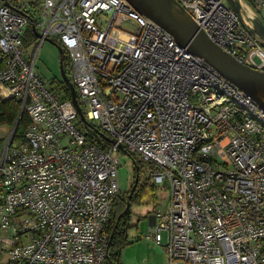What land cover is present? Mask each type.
<instances>
[{"label":"built area","instance_id":"1","mask_svg":"<svg viewBox=\"0 0 264 264\" xmlns=\"http://www.w3.org/2000/svg\"><path fill=\"white\" fill-rule=\"evenodd\" d=\"M176 1L213 43L240 63L255 55L264 72V42L223 0ZM14 8L0 2V99L15 98L28 123L0 145V256L105 264L122 145L165 183L167 206L145 237L167 264H264V109L127 0ZM31 21L40 36L24 46ZM50 38L64 50L84 117L114 140L107 149L39 75Z\"/></svg>","mask_w":264,"mask_h":264},{"label":"water","instance_id":"2","mask_svg":"<svg viewBox=\"0 0 264 264\" xmlns=\"http://www.w3.org/2000/svg\"><path fill=\"white\" fill-rule=\"evenodd\" d=\"M2 1L5 5L9 6L15 11H18L7 0ZM127 1L139 14L151 19L171 33L176 42L181 47H184L188 52L203 58L222 76L233 82L255 103L264 109V72L247 64L238 62L233 56L213 43L176 0ZM226 1L238 15L240 21L244 24L248 32L264 42V22L260 19V17L253 12V16L251 18L248 19L245 17V14L243 13V5H245L243 0ZM31 28L35 37H39L40 35L38 34L33 21H31ZM47 40L52 42L58 51L61 80L69 89L70 100L78 113V117L84 129L87 131L91 130L95 137H97L99 140H104L105 142L113 144V139L105 135L97 128H94L84 117L82 109L77 101L75 87L71 83L64 68L66 60L64 50L57 42L52 41L51 39ZM21 114L22 110H20L19 117L12 126V131L10 134L14 133ZM118 150L126 153V150L122 145H118ZM137 181L138 176L136 175L133 186L131 187V190L128 194V200L136 187ZM128 200L126 202L125 212H128L130 207Z\"/></svg>","mask_w":264,"mask_h":264},{"label":"rangeland","instance_id":"3","mask_svg":"<svg viewBox=\"0 0 264 264\" xmlns=\"http://www.w3.org/2000/svg\"><path fill=\"white\" fill-rule=\"evenodd\" d=\"M19 2H36L37 0H18ZM226 6L228 2L223 0ZM36 6V10H37ZM27 9H31L27 6ZM257 15L264 22V8ZM106 24L107 18L103 17ZM57 42L55 39L50 38ZM248 64L254 68L261 66V61L252 55ZM39 75L50 88L57 94H61V76L59 71L58 51L55 45L46 40L38 51L35 63ZM120 97V94H117ZM13 126V125H12ZM12 126L7 122H0V145L8 138L12 131ZM114 155L118 158V184L120 193L124 194L130 190L134 182L135 162L134 156L129 153L116 151ZM138 159V158H137ZM138 184L134 193L135 200L129 207L128 224L126 231V244L119 254L120 264H167L166 255L161 246L155 244L145 237L149 228V215L156 209H164L167 206L168 192L164 182H157L152 178L147 165L143 164L138 173ZM5 235L0 228V237ZM165 235L163 234V242ZM0 264H9V256L6 252L0 256Z\"/></svg>","mask_w":264,"mask_h":264},{"label":"trees","instance_id":"4","mask_svg":"<svg viewBox=\"0 0 264 264\" xmlns=\"http://www.w3.org/2000/svg\"><path fill=\"white\" fill-rule=\"evenodd\" d=\"M2 2V0H0ZM12 4L14 7L18 8L22 4H27L32 7V14H34L36 10V6H39L38 0L32 4V3H24V2H19L18 0H11ZM36 39L32 28H31V23L27 25L25 28L24 34H23V45L28 46L31 44L34 40ZM64 68L69 74V64L67 59L65 60ZM61 86V91L62 93L59 94L60 98L63 100L70 99V93L68 87L61 81L60 82ZM20 114V103L15 99V98H10L6 100H1L0 99V122H7L10 126L14 125L15 121L19 117ZM28 123V116L25 113V111H22V114L19 118L18 124L16 126V129L14 131V139H19L22 136V133L24 129L26 128ZM81 126L83 127L82 123L80 122ZM94 128H98L97 125L90 123ZM84 128V127H83ZM87 131V130H86ZM88 138L91 142L101 146L103 149H107L110 144L108 142H105L104 140H99L91 130L87 131ZM126 153H129L126 151ZM130 155H133L129 153ZM134 156V162H135V172H134V177L136 175L138 176V173L140 172V167L145 164L147 165L149 172L152 168L151 164L144 163L140 159H137L135 155ZM151 174V173H150ZM139 181V179H138ZM138 181L136 183V186L138 184ZM134 183V182H133ZM136 189V187H135ZM134 189V191H135ZM131 190V188H130ZM130 190L126 191V193L122 194L118 193L116 196L112 210L110 212V217L109 220L106 223V226L104 228L105 232L108 234V247H107V256H106V262L105 264H120L119 261V254L122 249V247L126 244V231L129 227L128 224V216H129V210L128 212H125V207H126V202L128 200V194ZM132 193L131 197L129 198V203H131L135 200L136 194Z\"/></svg>","mask_w":264,"mask_h":264},{"label":"crops","instance_id":"5","mask_svg":"<svg viewBox=\"0 0 264 264\" xmlns=\"http://www.w3.org/2000/svg\"><path fill=\"white\" fill-rule=\"evenodd\" d=\"M8 2L9 1H11V0H7ZM41 1L42 0H38V2H39V4L41 3ZM38 2H36V3H38ZM10 3V2H9ZM12 3V2H11ZM25 3V2H24ZM28 3H32V4H35L36 5V3H33V2H29L28 1ZM38 4V5H39ZM25 6H26V9H27V6H29L30 7V5H27V4H25ZM38 7V6H37ZM31 9H32V7H30ZM243 11L246 13V17L249 19V18H251L250 16H253V13H252V11H250L249 10V8L247 7V6H245V5H243ZM26 12L27 13H31V10H29V9H27L26 10ZM151 217V215H149V217H148V221H149V218Z\"/></svg>","mask_w":264,"mask_h":264},{"label":"bare ground","instance_id":"6","mask_svg":"<svg viewBox=\"0 0 264 264\" xmlns=\"http://www.w3.org/2000/svg\"><path fill=\"white\" fill-rule=\"evenodd\" d=\"M243 13L245 14V17H246V13L243 11ZM250 17H252V16H250Z\"/></svg>","mask_w":264,"mask_h":264}]
</instances>
